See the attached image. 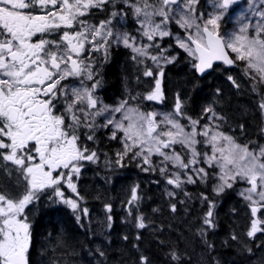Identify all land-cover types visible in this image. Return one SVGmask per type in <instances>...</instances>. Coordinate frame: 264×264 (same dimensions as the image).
Masks as SVG:
<instances>
[{
	"label": "snow or ice",
	"instance_id": "snow-or-ice-1",
	"mask_svg": "<svg viewBox=\"0 0 264 264\" xmlns=\"http://www.w3.org/2000/svg\"><path fill=\"white\" fill-rule=\"evenodd\" d=\"M110 2L0 0V163L9 175L11 171L21 174L27 184L25 193L18 199L0 193V264H29L32 225L26 209L42 193L53 189L58 198L55 202L67 205L73 212L79 209L76 200L65 197L60 185L66 184L79 196L73 177L79 178L83 167L81 162H95L97 153L80 146L78 131L81 127L93 130L96 117L108 112L121 114L119 120L108 119L103 125L115 129L112 139L117 138V131L123 133L124 151L117 153V165L123 167L121 162L129 153H133V159L142 158L145 165L151 164L153 156H159L164 165L160 168L161 175H167L168 164L183 170L185 180L181 179L180 171L167 177L168 184L180 188L183 183H196V178L201 181L207 178L205 168L196 167L202 159L209 167L219 168V183L214 188L217 195L225 188H232L237 180L249 185L240 192L249 202L253 217L247 236L251 238L264 232L261 227L264 220L258 218V213L264 210V147L259 152L252 151L219 131V125L205 124L199 128V120L185 116L184 103L179 95L173 112L145 113L129 106L128 100L121 101L114 108L102 105L95 95L101 81L95 80L90 87L84 84L85 80L93 81L97 75L94 61L86 62L85 54L91 58L92 53L103 51L107 60L112 43H123L130 48L134 53L133 60L140 63H143L141 58L150 59L157 66L161 61L171 63L175 57L165 56L166 50L156 44V38L171 36L169 25L173 22L185 31L186 39L177 38L176 43L194 57L192 67L195 72L214 71L216 61L233 65L235 61L228 52L231 50L236 54V60L245 62L246 75L264 82V10L256 8V0H247V11L260 18L254 26L255 35L249 34L253 26L245 23H241L238 30L221 35V22L230 9L238 5V0H211L213 12L207 18L203 13L197 14L199 0H156L155 3L123 0L133 10L140 35L151 42L137 44L136 37L113 30V19L120 15L117 12L98 25L88 22L87 17L94 9H103ZM244 18L241 13L239 19ZM53 35H58L59 39L47 38ZM36 37L39 38L34 39ZM152 47L159 49L158 55L151 54ZM144 76L153 77L154 73L146 68ZM162 77L161 67L154 89L144 99H163ZM70 78H79L80 86L69 87L63 83ZM228 79L236 84L233 77ZM61 98L63 111L57 114ZM260 107L264 109V103ZM203 111L212 113L210 120L216 118L210 106ZM158 115L162 119L157 120ZM183 118L188 119V125L181 123ZM198 137H203L202 142L211 148L210 154L204 152L202 155L197 150L201 143ZM87 139L94 140L95 137L89 135ZM176 145L191 154L187 162L175 150ZM9 164L13 166L11 170ZM189 170L193 174L189 175ZM137 187L132 188L129 204L139 200ZM203 199L208 200V197ZM214 207L215 204L209 201L204 217V225L208 227H215ZM106 208L110 211V206ZM172 210L175 211V205ZM83 214L87 216L88 209H84ZM76 219L79 222L81 217L77 215ZM108 219L111 221V216ZM136 220L137 228L146 227L142 216ZM232 239L237 237L233 235ZM100 255L103 256V252ZM172 258L179 259L175 252ZM141 264H147L146 257H141Z\"/></svg>",
	"mask_w": 264,
	"mask_h": 264
},
{
	"label": "trees",
	"instance_id": "trees-1",
	"mask_svg": "<svg viewBox=\"0 0 264 264\" xmlns=\"http://www.w3.org/2000/svg\"><path fill=\"white\" fill-rule=\"evenodd\" d=\"M173 28L171 25V32ZM163 47H167L164 54L168 58L174 54L176 57L162 67L161 101L144 99L154 89L160 70L152 65L138 68L121 49L109 51L101 77L103 100L109 106L114 103L112 95L120 100L122 84L127 81L128 91L143 109L155 106L174 110L179 95L188 114L193 116L210 106L221 131L233 135L239 142L249 143L250 147L264 143V112L260 107L264 103V86L245 74L242 61L235 60L232 68L217 64L214 71L199 77L192 67L194 59L177 49L172 35L161 41L160 48ZM150 52L158 55L159 49L152 47ZM126 61L129 71L133 72L123 82L128 68ZM147 61L153 63L150 59ZM146 68L153 71V77L144 76ZM229 76L236 84L228 79ZM206 123L216 125L214 120ZM94 129L81 127L78 131L84 138L95 137L90 142L82 140L79 143L82 148L98 154L93 167L86 161L81 162L79 196L73 194L84 197L79 200V209L73 212L68 206L55 202L58 198L53 189L42 193L26 209L32 225L29 264H141L142 256L147 258V264H264V232L251 238L247 236L253 217L249 202L238 193V180L232 188H225L217 195L214 192L216 167H209L201 159L196 167L205 168L207 178L204 181L196 178V183H183L180 188H175L167 183V177L180 171L181 179L185 180L183 170L168 164L167 175H161L160 168L164 165L159 156H153L147 166L137 159H123L121 167L116 164L117 159H111L115 141L105 144L104 128L99 134ZM198 139L201 143L197 150L201 153L207 146L202 142L203 137ZM179 153L187 162V151L183 148ZM12 168L9 164L8 169ZM145 168L149 170L141 172ZM188 174L193 173L189 170ZM136 186L139 200L126 204L131 188ZM60 187L64 195L69 196L67 186L61 184ZM26 189L23 176L15 171L9 175L0 163V193L12 198L18 190L25 193ZM204 196L208 200H204ZM209 201L215 204V227L204 225ZM106 206H110V211ZM84 209H88L87 216L83 214ZM77 215L81 217L79 222ZM141 216L146 224L142 229L136 227V218ZM261 216H264V210L258 218ZM233 235L237 239L233 240ZM173 252L179 259L172 258Z\"/></svg>",
	"mask_w": 264,
	"mask_h": 264
},
{
	"label": "rangeland",
	"instance_id": "rangeland-1",
	"mask_svg": "<svg viewBox=\"0 0 264 264\" xmlns=\"http://www.w3.org/2000/svg\"><path fill=\"white\" fill-rule=\"evenodd\" d=\"M133 2H135V0H133ZM142 2H143V0H141V3H142ZM155 2H156V0H149V3H155ZM122 5H123V6H127L124 2L122 3ZM255 6H256V8L259 9V10H264V3H262V0H256ZM198 8H200V9H198ZM248 8H249V5H248L247 0H241L240 2H238V5H237V6H233V9H230V12L228 13V15H225L224 19H223L222 22H221V35H225V34H228V33H232V32H234V31L238 30V28L240 27V24H241V23L251 24V25L253 26V28L250 29L249 34H250V35H255L254 26L257 24V22L259 21L260 18L254 16L253 13H252L251 11H247ZM196 9H197V14H199V13H203L204 16H205V18H207L208 14L213 12V8H212V5H211V0H199V3H198V5L196 6ZM241 13H244V15H245V17H246V18H244L243 20H240V19H239L240 16H241ZM129 14H130V18L133 19V23H131V25H129V24L127 23V16H126L125 14H121V13H120V16L118 17V22H115V23L113 24V26H112V27H113V30H114L115 32H121V33H123V32H127V33L130 34V35L134 32L135 35H132V36L136 37V43H137V44H149V43H151V42H149L145 37H143V36L140 35V30H139V29H140V26H139V24L137 23V20H136V18H135V15H134V13H133L132 8H130V7H129ZM121 17H123V20H121ZM157 22H159V18H157ZM128 25H129V26H128ZM171 25L174 27V28H173L174 31L171 32V33H172V41H173V43L177 46V49H178V50L183 51L185 54H187V55L189 56V54H188L184 49L180 48V47L178 46V44L176 43V39H177V38H180V39H186V35H185V31H184V29L179 28V27L173 22V23H171V24L169 25V30H170V31H171ZM129 31H130V33H129ZM164 38H167V37H164ZM164 38L161 39V38L157 37V38H156V44H158V45L160 46L161 41H163ZM120 44H121V46H124L123 43H120ZM124 47H125V46H124ZM125 48H127V47H125ZM128 49H129V51H130L132 54H134L130 48H128ZM163 49L166 50L167 47H163ZM228 51H229L231 54L234 55V58H235V60H236V54H235V53H232L231 50H228ZM164 53H165V52H164ZM164 55L166 56V54H164ZM173 56L176 57L175 54H174ZM189 57L194 59V57H191V56H189ZM141 59L143 60V63L138 62L139 65H141V66H143V65H144V66H151V65H152V67H153L154 69H156V70H160V68L163 67V66L165 65V63H163V61H161L160 66H157V65L154 64V63L149 64V62L147 61L148 59H144V58H141ZM242 62H243V61H242ZM243 64H244V69H246V64H245V62H243ZM249 76H250V75H249ZM255 80H258V81H259L258 78H256ZM259 82H260V81H259ZM260 83L264 86V82H260ZM64 84H66V82H65ZM62 86H63V85H62ZM68 86H69V87H73V86H77V87H78V86H80V81H79V80H75V81L71 82ZM123 91H124V92H123V96L121 97L120 100H119V98H116L115 95H112V98L114 99V103H113L112 106H109V105L107 104V102H105V101L103 100V95H102V94L98 93V94H99V95H98V98H99V100L101 101L102 105H108L110 108H114V107L118 106L119 103H120L121 101L128 100V101H129V106L137 107V108H139L140 111L145 112V113H147V112H155V113H158V114H166V113H171V112H173V110H171V109L168 108V107H161L160 109H158L157 107L152 106V108H150V109H149V108H147V109H143L140 105H137V104H140V103H137V99H136V98H135L136 101L133 102V99L131 98V97H133V94H129L127 88H123ZM151 91H152V90H151ZM151 91H149V92H151ZM262 98H264V94H263V97H262ZM62 100H63V99H62ZM99 106H100V105H98V107H99ZM62 111H63V104L60 105V106L58 107V109H57V114H59V113L62 112ZM262 111L264 112V109H262ZM184 112H185V116H186V117H191L192 119H196V120H199V121L203 119L201 125H199V128H202L203 125L208 124V123H206V122H207V120H210L209 117L212 116V113H205L203 110L199 111V113H197V114H195V115H193V116L190 115V114H188V112H186L185 109H184ZM113 118H115L116 120H119V119L121 118V114H120V113L113 114V113H111V112H108V113H105V114L102 115V116H98V117H96V119H95V122L97 123L96 130H98V128H101V131H103V128H104V132H103V136H104V138H103V140H104L105 144H106V143H109V142H113V141H115V146H114V148H111V149H112V151H111V159H112V160H114V159H118V157H117V153H118V152H123V151H124L123 133L120 132V131H117V132H116V136H117V138H116V139H112V138H111V137H112V132L115 130V129L113 128V126L109 125V126L106 127V128L103 127V125L107 122L108 119H113ZM160 119H162V116H161V115H158V116H157V120H160ZM215 119H216V118H215ZM215 119H213V120H214V122L216 123V125H218V124H217V121H216ZM69 122H70V121H69ZM181 123L184 124V125H188L189 122H188V119H187V118H183V119H181ZM186 130H189V131H190V128H187ZM219 131H221V130L219 129ZM222 132H223V131H222ZM224 133H225V132H224ZM263 133H264V132H263ZM225 134H226V135H229V136H231V137H233L234 140H235L238 144H240V145H247V146L249 147V149L252 150V151L259 152V150H260L262 147H264V143H262V144H258L257 147H250V146H249V143H247V142H245V141H244V142H239V140L236 139L233 135L228 134V133H225ZM263 137H264V136H263ZM180 149H183V147H182L181 145H176V146H175V150H176L177 152H179ZM184 149H185V148H184ZM185 150L187 151L188 156H189V158H190V155H191V154L188 152L187 149H185ZM134 151H135V150H134ZM169 151H170V150H169ZM204 152H208V153L210 154V153H211V148L207 146V149H205L204 151H203V150L201 151L202 155H203ZM156 157L159 158L158 156H156ZM97 159H98V155H97ZM124 159L133 161V160H134V159H133V153H129ZM136 159L142 161V158H136ZM96 161H97V160H96ZM96 161H95V162L86 161V162H88L89 165H90L91 167H93L94 164L96 163ZM146 166H147V165H146ZM142 170L144 171V169H141V172H143ZM218 173H219V168L216 167V172H215L216 183H215V187H216V185L219 183V180H218ZM238 182H240V185H239V191H238V193L240 194V192H241L242 190L246 189L249 185H248L245 181L238 180ZM132 188H133V187H132ZM132 188H131V190H130V197L126 199V204H129V201H130V199H131V196H132ZM70 192L73 193V194H76V195H77V193H74V192H72V191H70ZM77 192H78V191H77ZM71 193L69 194V196H65V197H67V198H71V199H74V200L77 201V203H79V200H83V198H84L83 196L76 197V196L72 195ZM23 194H24V191L18 190V191L15 193V195H13V196H11V197H12V199H14V198H17V199H18V198L21 197ZM81 197H82V199H80ZM61 204H62V203H61ZM62 205H64V204H62ZM65 206H67V205H65ZM70 209H71V208H70ZM259 213H260V212H259ZM259 213H258V214H259ZM259 219L264 220V216H261V218H259Z\"/></svg>",
	"mask_w": 264,
	"mask_h": 264
},
{
	"label": "flooded vegetation",
	"instance_id": "flooded-vegetation-1",
	"mask_svg": "<svg viewBox=\"0 0 264 264\" xmlns=\"http://www.w3.org/2000/svg\"><path fill=\"white\" fill-rule=\"evenodd\" d=\"M122 3H123V0H111V2L109 3V4H107L106 6H105V8H103V9H99V10H96V9H94L93 11H92V14L91 15H89L88 17H87V20H88V22L90 23V24H94V25H98L99 23H100V21H102V20H108V19H110L111 18V14L113 13V12H117V13H121V14H125L126 16H127V23L129 24V25H131V23H133V19H131L130 18V14H129V7L128 6H123L122 5ZM105 14V15H104ZM120 15H118L115 19H113V24L115 23V22H118V17H119ZM113 24H112V26H113ZM128 25V26H129ZM129 33H130V31H129ZM132 35H135V33L133 32L132 34H131V36ZM39 37H36V38H34V39H38ZM47 38H49V39H59V36L58 35H53V36H49V37H47ZM118 49H121V50H123L124 51V55L127 57V58H129V57H131V59L133 60V55L134 54H132L131 53V55L129 54V49L128 48H125L124 46H121V44L120 43H112L111 44V46L109 47V49H108V55H109V51H113V50H118ZM129 52H128V51ZM115 53V52H114ZM114 53H113V55H114ZM84 59L86 60V62H89V60L91 59V61H94V67H95V70H96V72H97V75H96V77H95V79L93 80V81H87V80H85L84 81V84H85V86H88V87H90L91 86V84L92 83H94L95 82V80H100L101 81V77H102V75H103V70L105 69V64H106V62H107V60H105L104 59V52L103 51H101V52H96V53H92L91 54V58H89V56L87 55V54H85V57H84ZM133 62H136V64L138 65V68H141V67H143V66H141V65H139L138 64V61H136V60H133ZM126 63L128 64V68H127V70H126V72L127 73H125L124 75H123V82L124 81H126L127 80V76L128 75H132V72L133 71H129V62L128 61H126ZM126 66V65H125ZM127 67V66H126ZM131 70H133V69H131ZM75 80H79L80 81V79L79 78H70L69 80H67V81H65L66 82V85H69L71 82H73V81H75ZM65 82H63V83H65ZM127 81L125 82V83H123L122 84V89H121V94H122V96H123V88H127ZM128 89V88H127ZM129 92V91H128ZM98 93H100V94H102V90H101V86L96 90V92H95V95L98 97ZM129 94H131L130 92H129ZM62 104H64V101L62 100V98H61V101H60V104H59V106L60 105H62ZM58 106V107H59ZM112 106V105H111ZM95 125L97 126V123L95 122ZM80 130V129H79ZM94 132H97L98 134L99 133H102V131H101V128H98V130H96V127H95V129H94ZM90 134H92V133H90ZM82 140H85V141H87V142H90V140H88L87 138H84L82 135H80V140L79 141H82ZM98 155V154H97ZM82 171V170H81ZM80 175H81V173H80ZM80 175H79V177H80ZM78 180H79V178H76V177H73V182L76 184V186H77V191H78V187H79V182H78ZM66 185V184H65ZM86 186H87V184H86ZM69 192L71 191L70 189L68 190Z\"/></svg>",
	"mask_w": 264,
	"mask_h": 264
},
{
	"label": "water",
	"instance_id": "water-1",
	"mask_svg": "<svg viewBox=\"0 0 264 264\" xmlns=\"http://www.w3.org/2000/svg\"><path fill=\"white\" fill-rule=\"evenodd\" d=\"M239 1V0H238ZM230 55V54H229ZM231 57V56H230ZM232 58V57H231ZM219 63H221V64H223L221 61H216V62H214V65H216V64H219ZM234 65V64H233ZM233 65H225L226 67H228V68H231ZM211 70H208L205 74H200V73H197V72H195L196 73V75H198L199 77H202V76H205L208 72H210Z\"/></svg>",
	"mask_w": 264,
	"mask_h": 264
},
{
	"label": "bare ground",
	"instance_id": "bare-ground-1",
	"mask_svg": "<svg viewBox=\"0 0 264 264\" xmlns=\"http://www.w3.org/2000/svg\"><path fill=\"white\" fill-rule=\"evenodd\" d=\"M131 60H132V59H131ZM131 60H130V61H131ZM132 61H133V60H132ZM132 61H131V62H132ZM133 63H134V62H133Z\"/></svg>",
	"mask_w": 264,
	"mask_h": 264
}]
</instances>
